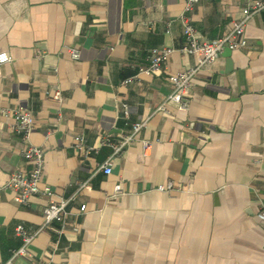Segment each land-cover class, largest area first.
<instances>
[{
  "label": "crops",
  "instance_id": "crops-1",
  "mask_svg": "<svg viewBox=\"0 0 264 264\" xmlns=\"http://www.w3.org/2000/svg\"><path fill=\"white\" fill-rule=\"evenodd\" d=\"M184 3L0 0V52L11 56L0 62V105L34 113L30 138L45 148L43 182L72 197L73 212L63 233L60 221L41 229L48 196L22 203L18 191L1 188L32 165L24 135L0 114V264L22 243L18 224L38 232L30 246L38 264H264V9L246 25L249 47L224 50L193 77L188 107L160 109L173 88L169 75L198 62L180 50ZM245 3L200 0L190 14L213 39ZM155 46L175 50L161 69L123 83L149 64ZM146 119L122 149L102 142L119 144ZM143 138L152 140L146 153ZM107 160L111 173L101 169ZM170 181L173 190L156 189ZM82 203L87 211L77 215Z\"/></svg>",
  "mask_w": 264,
  "mask_h": 264
},
{
  "label": "built area",
  "instance_id": "built-area-1",
  "mask_svg": "<svg viewBox=\"0 0 264 264\" xmlns=\"http://www.w3.org/2000/svg\"><path fill=\"white\" fill-rule=\"evenodd\" d=\"M200 0H185L184 8L179 14V20L182 23L186 43L180 48V50L186 53H192L198 56V62L195 66L182 69L173 72L169 75V79L173 85L172 91L168 94L165 101L160 105V109H166L168 104H176L180 107H188L190 99L188 98L190 88L193 83V77L199 72L200 69L212 64L216 61L225 50L229 47L231 49H241L249 47V40L246 36V25L251 17L259 13L264 9V0H246L243 7V15L235 18L232 21L230 29L223 35L208 39L201 36L198 28L194 25L191 17V10L194 5ZM73 58H79L81 51L79 47H69ZM175 50L171 46H155L149 51V64L147 66L140 67L139 71L130 77L123 80V83H129L135 78L140 77L142 74H153L157 70L161 69L164 62L168 59L171 53ZM11 59V56L6 52H0V62H6ZM57 70V69H56ZM54 98L61 99L60 91L53 93ZM129 107L124 105V113L128 114ZM0 114L12 118L11 127L21 132L24 135L25 146L22 149V154L32 165L30 169L20 168L12 172L5 182L1 185V188H11L18 191L16 196L17 200L22 203H28L29 198L33 194H42L48 196V203L44 206L42 211V228L49 227L53 221H60L62 226L60 232L63 233L66 226L69 223V219L73 212L69 208V203L72 197H66L65 195L55 191L48 183L43 182L44 170H45V148L41 145L34 143L31 138V132L36 125V117L34 113L26 108L17 106L0 105ZM147 119L143 121H137L133 123V131L124 135L119 144L112 143L107 136L103 137V143H110L115 146L116 151L122 149L126 144L137 139V133L146 125ZM145 153L152 145V140L143 138ZM75 145L77 147L84 146L83 135L76 136ZM96 149L95 146H87L85 148L86 153H90ZM101 169L105 173L112 172V162L110 160L105 161ZM87 182H82L80 186H86ZM156 189L162 191H171L174 189L172 181L164 184L157 185ZM121 190V185H116V191ZM87 211V203H82L78 214ZM258 216L264 220V205L258 211ZM79 229V227H76ZM16 232L22 238V243L19 247L12 251L11 256L2 264H20L17 262L19 256L27 258V264H38L31 251V244L37 237L38 232H29L23 224H18ZM58 244L55 245V248Z\"/></svg>",
  "mask_w": 264,
  "mask_h": 264
},
{
  "label": "water",
  "instance_id": "water-1",
  "mask_svg": "<svg viewBox=\"0 0 264 264\" xmlns=\"http://www.w3.org/2000/svg\"><path fill=\"white\" fill-rule=\"evenodd\" d=\"M231 48H229V47H227V48H225V50H230Z\"/></svg>",
  "mask_w": 264,
  "mask_h": 264
}]
</instances>
